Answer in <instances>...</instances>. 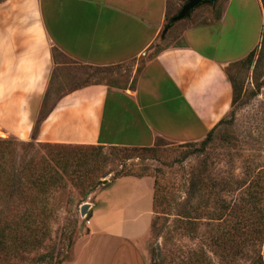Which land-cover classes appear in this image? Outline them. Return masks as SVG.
<instances>
[{
    "label": "crops",
    "instance_id": "obj_1",
    "mask_svg": "<svg viewBox=\"0 0 264 264\" xmlns=\"http://www.w3.org/2000/svg\"><path fill=\"white\" fill-rule=\"evenodd\" d=\"M169 15V0L3 2L0 88L10 99L0 105L3 135L128 147H151L158 139H204L231 110L233 85L225 67L257 48L263 4L225 0L218 18L187 24L173 42L166 34L184 21L164 32ZM53 49L91 67L135 66L125 80L88 84L61 96L34 134ZM108 184L96 191L88 210L90 231L75 243L67 264H146L154 183L149 177L122 176Z\"/></svg>",
    "mask_w": 264,
    "mask_h": 264
},
{
    "label": "rangeland",
    "instance_id": "obj_2",
    "mask_svg": "<svg viewBox=\"0 0 264 264\" xmlns=\"http://www.w3.org/2000/svg\"><path fill=\"white\" fill-rule=\"evenodd\" d=\"M186 1L169 0L170 15ZM224 2L218 0L213 11L209 4L195 9L190 21L171 28L167 42L178 40L187 24L216 16ZM261 34L250 60L225 67L234 103L208 138L158 139L151 147L134 148L43 143L0 130L1 138L15 143L18 172L25 166L52 173L46 185L25 181L14 194L2 193L0 264H67L75 243L90 231L82 205L94 202L96 191L105 187L101 181L112 183L122 176L149 177L160 188L153 215L157 225L144 242L146 264H202L208 262L205 255L210 264H236L233 251L241 224L249 225L245 231L263 233L237 261L247 264L258 251L264 254V25ZM134 66L91 67L53 49L34 134L40 118L61 96L88 84L125 80ZM4 96L0 88V105L10 101ZM25 212L29 218L22 217ZM225 250L230 251L228 258L221 255Z\"/></svg>",
    "mask_w": 264,
    "mask_h": 264
},
{
    "label": "trees",
    "instance_id": "obj_3",
    "mask_svg": "<svg viewBox=\"0 0 264 264\" xmlns=\"http://www.w3.org/2000/svg\"><path fill=\"white\" fill-rule=\"evenodd\" d=\"M221 10H218L216 17L218 18L220 16ZM177 12L169 15L168 21L173 17L174 14ZM169 26V22L165 25V29ZM254 54V50L245 58V60H250ZM234 91V88H233ZM234 103V99H233ZM232 103V104H233ZM225 118H223L216 126L221 124L224 121ZM216 126L208 133L206 136L207 138L210 137L213 130L216 128ZM102 145V144H100ZM117 146V145H115ZM134 148H146V147H134ZM30 170V171H29ZM52 174V173H51ZM51 174L48 175L47 168L44 169H31L24 166L20 172L17 171V167L15 165V143L12 140L4 139L0 137V200L2 199V193L7 190L9 194H14V190L17 187H23L25 184V181H31L33 185L36 182H42L43 185H46L47 183L52 182L50 179ZM18 182L20 183V186L18 185ZM110 184V183H109ZM108 184V185H109ZM3 190V191H2ZM21 192H23V189H19ZM2 191V192H1ZM160 204V188L154 185V197H153V211L154 213L155 208ZM27 213H23V218H29V216L26 215ZM89 217V214H88ZM154 219V217H153ZM152 219L151 226L153 229L156 228L157 225V219ZM249 225L241 224L239 229H237V237H236V243L235 248L233 251V256L236 258V264H246L241 263L237 261L240 256H242L243 253H245L246 249L249 248L251 245H255L259 242V236L263 233V230L257 229L255 231H245L244 228H248ZM228 250H225L222 256L225 258H228L229 256ZM154 256V255H153ZM254 256V255H253ZM251 257V261L247 264H264V254H261L260 251H258V254H256L254 257ZM208 262H204L201 260L202 264H210L211 261L208 259V256L205 255ZM153 264H159L156 260L153 261Z\"/></svg>",
    "mask_w": 264,
    "mask_h": 264
},
{
    "label": "water",
    "instance_id": "obj_4",
    "mask_svg": "<svg viewBox=\"0 0 264 264\" xmlns=\"http://www.w3.org/2000/svg\"><path fill=\"white\" fill-rule=\"evenodd\" d=\"M218 0H187L182 7L178 10V12L173 15V17L170 19L169 21V26L164 30V32L168 31L169 27L181 20L184 19H188L191 17L192 12L199 8L200 6H203L205 4H209V5H213L217 2ZM101 183L103 184H107L108 180L104 179L103 181H101ZM90 208V204L89 203H85L84 205H82L81 207V214L83 216H86L88 214V210Z\"/></svg>",
    "mask_w": 264,
    "mask_h": 264
},
{
    "label": "built area",
    "instance_id": "obj_5",
    "mask_svg": "<svg viewBox=\"0 0 264 264\" xmlns=\"http://www.w3.org/2000/svg\"><path fill=\"white\" fill-rule=\"evenodd\" d=\"M86 220H87V224H90L91 219L88 217V214L85 216ZM89 218V219H88Z\"/></svg>",
    "mask_w": 264,
    "mask_h": 264
}]
</instances>
